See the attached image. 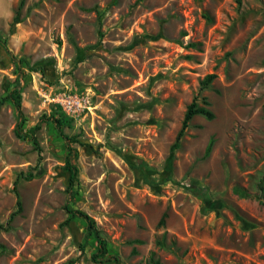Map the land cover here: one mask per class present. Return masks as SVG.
Listing matches in <instances>:
<instances>
[{
  "label": "rangeland",
  "instance_id": "rangeland-1",
  "mask_svg": "<svg viewBox=\"0 0 264 264\" xmlns=\"http://www.w3.org/2000/svg\"><path fill=\"white\" fill-rule=\"evenodd\" d=\"M0 37V264H97L69 208L121 264H264V0H0Z\"/></svg>",
  "mask_w": 264,
  "mask_h": 264
},
{
  "label": "trees",
  "instance_id": "trees-1",
  "mask_svg": "<svg viewBox=\"0 0 264 264\" xmlns=\"http://www.w3.org/2000/svg\"><path fill=\"white\" fill-rule=\"evenodd\" d=\"M0 43L3 44V46L7 49L8 52H10L7 41L2 40L0 37ZM192 45H196L193 44ZM11 53V52H10ZM13 59H16L15 56H12ZM21 61V60H20ZM216 78L215 73H209L207 74L204 79L201 82L202 88H207L209 85L212 83V81ZM11 102L14 104L17 114H18V126L16 129V134L18 137L22 138H28L29 133L25 132L22 129V126L26 122V116L23 111V96H22V90H21V85H16L14 86L7 94H5L1 99H0V105L5 103V102ZM204 105H199L196 100H194L188 107L185 112L184 120L181 126V129L179 130L176 140L172 145V149L178 148L180 145V141L182 136L184 135L186 129L188 128L191 119L195 115H203L208 119H213L214 118V112L208 107L209 102L206 98L203 99ZM48 121H53L56 125L61 126L63 125L64 121L60 117H51V118H46ZM40 128V124H36L34 127L31 128L30 131L32 134V138L34 142L36 143V137H35V132ZM68 139V144H69V153L66 158V164L65 168L69 171V184H68V192L71 198H75L77 194V187L79 185V168L75 164L74 160L77 157V151L74 147H72V143L77 141L75 138H71L66 136ZM211 149V143L207 147L206 153L208 154ZM17 185L18 182H15V191L17 192ZM17 210L12 214L14 216L18 212L22 210V202L18 196L17 200ZM69 216L65 220V223H69L73 218L75 217H80L86 222V237H93L97 243L96 245V250L92 253L91 259L97 263V264H104V263H110L114 262L115 264H121V259L118 255H110L109 250H108V240L102 233L101 229L98 227L96 220L88 214L86 211L81 210V209H68ZM165 222V215L161 218L160 220V225H163ZM83 247V245H82ZM151 264H162L159 259L152 258L151 259Z\"/></svg>",
  "mask_w": 264,
  "mask_h": 264
}]
</instances>
